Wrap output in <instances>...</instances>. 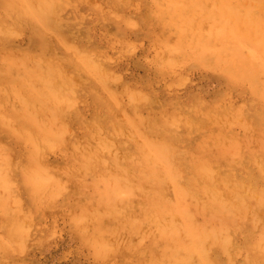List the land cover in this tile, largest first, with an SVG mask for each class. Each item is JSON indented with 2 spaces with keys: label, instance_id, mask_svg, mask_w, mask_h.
Segmentation results:
<instances>
[{
  "label": "bare ground",
  "instance_id": "obj_1",
  "mask_svg": "<svg viewBox=\"0 0 264 264\" xmlns=\"http://www.w3.org/2000/svg\"><path fill=\"white\" fill-rule=\"evenodd\" d=\"M104 1L0 0V264H44L59 219L74 264H264V0ZM195 65L221 85L179 90Z\"/></svg>",
  "mask_w": 264,
  "mask_h": 264
},
{
  "label": "rangeland",
  "instance_id": "obj_2",
  "mask_svg": "<svg viewBox=\"0 0 264 264\" xmlns=\"http://www.w3.org/2000/svg\"><path fill=\"white\" fill-rule=\"evenodd\" d=\"M100 3L105 4V1L104 0H83V2L80 3L79 5V11L84 14L86 5L88 4L95 5V4H100ZM144 6L145 4L144 3L142 4L141 0H130L129 12L131 13V16L136 19V21H137L136 16L138 15L137 11L139 9H142V11H144L143 9ZM91 15L92 14H86L84 15L83 19H79L80 24H84V21H87L91 17ZM196 30L200 32V34L202 35L204 39H210L209 38L210 34L211 32H213L212 23L209 20L201 21L200 23H198L197 27L188 31L187 36L189 38L193 37V34L195 33ZM171 33H172V30L169 27H167V29H165L162 32L161 37L167 38L170 36ZM147 45L148 43H147L146 38H144V34H141L140 36L136 37L135 53L130 57L116 60L117 68L121 70L122 73H124L128 78L132 79L134 75H143L146 73V69L149 67V65L141 58V56L143 55V52L147 50L146 48ZM149 45H150V39H149ZM215 49H216V45H213V47L209 51L206 52V57L208 59L210 60L214 59ZM152 53H153V50L149 49V58H151ZM0 60H1V57H0ZM128 60L130 61V63H126V61ZM191 70L192 72L189 78L190 80L185 85L180 87L179 90L183 89L184 91L189 92V89L194 88V90H199L202 92L215 91L221 85L218 78L206 77L205 74L202 72V68H200L199 66L195 65L194 67L191 68ZM112 87H114L118 93L125 95L124 84L121 79L114 80L112 82ZM201 117H204V115L197 114V118H201ZM244 119L242 118V121H244ZM260 137H261V132L257 131L253 138L255 139V143L258 142L257 139H259ZM79 138H81V136ZM7 139H8V136L6 134L0 133L1 142H4ZM67 140H69V135H68ZM180 141L181 140H179L178 142ZM116 152L120 158L124 159L125 156L128 157L124 148L119 147ZM48 160H49L48 161L49 165L54 170L62 171V172L65 170L66 162L64 161L61 154L59 155L57 153H52L49 156ZM184 166H186V164H184ZM14 169L16 170L14 178L16 177L18 178L19 168L16 167ZM224 196L231 200H234V196L229 191H226L224 193ZM81 199H83V197ZM258 213L262 218H264V205H261L258 208ZM56 222H57L59 230L62 231L61 236L59 235L57 238H55L56 240H54L53 242L56 244L51 243L50 245L44 248H34L32 249V256L44 264H74L76 262V259H75L74 254L72 253V248H71L73 245V241L70 239L68 235L64 233L65 219H59V220H56ZM155 233H158V228L151 227L147 223H143L139 233L131 235L128 231H124L120 235V238H121L120 240L124 245V243L130 238L140 239L141 235L155 234ZM112 239H116V238H112ZM81 261H83L84 263L79 262L78 264H88L90 262V259L85 257Z\"/></svg>",
  "mask_w": 264,
  "mask_h": 264
}]
</instances>
